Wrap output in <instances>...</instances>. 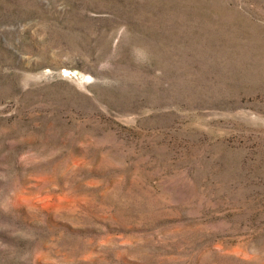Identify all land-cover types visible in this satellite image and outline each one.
Here are the masks:
<instances>
[{
    "label": "rangeland",
    "instance_id": "obj_1",
    "mask_svg": "<svg viewBox=\"0 0 264 264\" xmlns=\"http://www.w3.org/2000/svg\"><path fill=\"white\" fill-rule=\"evenodd\" d=\"M0 264H264V0H0Z\"/></svg>",
    "mask_w": 264,
    "mask_h": 264
}]
</instances>
